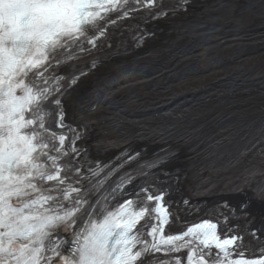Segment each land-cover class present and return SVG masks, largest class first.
Returning <instances> with one entry per match:
<instances>
[{
	"label": "bare ground",
	"instance_id": "1",
	"mask_svg": "<svg viewBox=\"0 0 264 264\" xmlns=\"http://www.w3.org/2000/svg\"><path fill=\"white\" fill-rule=\"evenodd\" d=\"M171 22V21H169ZM71 95L99 156L173 145L195 199L264 203V0H212ZM235 193V194H231Z\"/></svg>",
	"mask_w": 264,
	"mask_h": 264
},
{
	"label": "snow or ice",
	"instance_id": "2",
	"mask_svg": "<svg viewBox=\"0 0 264 264\" xmlns=\"http://www.w3.org/2000/svg\"><path fill=\"white\" fill-rule=\"evenodd\" d=\"M145 2L146 6H153L156 0ZM111 3L114 6L118 0H111ZM102 7V4H94L89 0H0V78L7 85L3 112L8 128L7 138L0 147V180L3 181L0 185V207L3 208L0 229L4 230L2 236L6 237V243L0 240V264H13V261L15 264H38L39 253L44 251L46 243L48 255L45 260L50 262L52 258L59 256L58 264H135L142 253L161 250L155 242L156 227H152L149 232L153 237L152 241L140 239V232L134 229L145 215H149L150 219H159L160 223L167 219L168 210L164 206L163 193L143 189L142 200L136 194L98 216L86 213L80 220L79 228L72 217L86 203L80 197L75 199L74 206H66L54 196L34 197L27 201L20 199L21 196L29 195L22 186L32 175L28 169L34 167L30 157L35 149L28 137L34 139L37 135L35 130L20 134L23 126L21 122L25 121L22 113L35 100L36 107L28 109L30 114L26 122L43 128L42 116L51 112L47 102L57 91L56 88L47 87V79H38L43 77L46 68H40L30 80L27 79L28 73L40 65L41 59L47 64L49 48L54 53L55 46L62 38L71 35L79 41L83 32H90L91 35L84 38L85 42L95 44L97 35L88 27V23L90 18L98 15L91 9ZM15 88H23L20 96L14 94ZM51 103L59 106V95ZM38 117L40 121L37 125ZM55 119L57 127H64L62 112L57 110ZM65 139V134L59 135L61 145ZM69 149L77 151L74 142L69 143ZM76 171L79 172V168ZM14 172L17 174L13 175ZM54 178L60 179L59 172L46 177L49 181ZM60 182L63 183V180ZM26 186L36 189V185L30 180ZM73 191L81 189L73 188ZM67 195L65 192L64 199H67ZM13 196L17 197V203L21 207L10 203ZM53 199L56 202L46 207L47 202ZM63 227L74 229L72 243L76 247H69L67 251L63 250L61 244L62 239L67 242L66 238L55 232L56 228ZM217 227V223L204 221L187 230L189 234L198 233L199 243L204 247L212 246L217 250L214 264H264V257L244 259L243 252L237 251L241 248L243 237L237 234L222 239L217 233ZM17 239L26 243L13 248ZM174 239L179 237H167L164 242ZM37 241L40 242L39 247H29ZM204 255L200 257L201 261ZM232 257L235 258L230 259Z\"/></svg>",
	"mask_w": 264,
	"mask_h": 264
},
{
	"label": "water",
	"instance_id": "3",
	"mask_svg": "<svg viewBox=\"0 0 264 264\" xmlns=\"http://www.w3.org/2000/svg\"><path fill=\"white\" fill-rule=\"evenodd\" d=\"M212 0H208L206 3L202 4L201 6L203 7L204 5H206L207 3H209ZM251 84L249 88L250 92H255L257 93V96H261L263 93H260V91H262L264 89V83L263 81H258V80H251Z\"/></svg>",
	"mask_w": 264,
	"mask_h": 264
},
{
	"label": "rangeland",
	"instance_id": "4",
	"mask_svg": "<svg viewBox=\"0 0 264 264\" xmlns=\"http://www.w3.org/2000/svg\"><path fill=\"white\" fill-rule=\"evenodd\" d=\"M213 1H214V0H213ZM211 2H212V1H210V3H211ZM169 23L172 24V23H173V20H172L171 22H169ZM117 58H120V57H117ZM117 58L115 57V58H113V59L115 60V59H117ZM113 59H112V60H113ZM109 63H110V62H107L103 67H105V66H106L107 64H109ZM103 67H102V68H103ZM93 151H94V150H93ZM93 153H94V152H93Z\"/></svg>",
	"mask_w": 264,
	"mask_h": 264
}]
</instances>
